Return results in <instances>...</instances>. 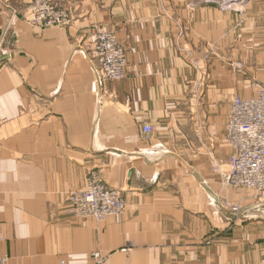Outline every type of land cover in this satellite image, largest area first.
<instances>
[{
	"label": "crops",
	"instance_id": "1",
	"mask_svg": "<svg viewBox=\"0 0 264 264\" xmlns=\"http://www.w3.org/2000/svg\"><path fill=\"white\" fill-rule=\"evenodd\" d=\"M32 1L0 0V256L264 264V200L222 182L232 101L263 78L260 12L218 0H54L71 24L42 27ZM102 29L126 50L122 80L101 79ZM91 170L121 190L122 214L70 212Z\"/></svg>",
	"mask_w": 264,
	"mask_h": 264
},
{
	"label": "built area",
	"instance_id": "2",
	"mask_svg": "<svg viewBox=\"0 0 264 264\" xmlns=\"http://www.w3.org/2000/svg\"><path fill=\"white\" fill-rule=\"evenodd\" d=\"M31 11L32 23L42 27L69 26L72 21L67 9L54 0H33ZM94 57L104 82L124 78L126 50L113 31L102 29L97 32ZM142 131L149 139L153 127L146 124ZM227 138L232 154L229 169L222 175L223 184L249 189L255 198L264 200V85H260L255 95L249 98L236 96L233 99ZM69 203L73 215L93 217L98 221L122 214L126 209L121 190L106 184L97 170L87 174L82 189L69 195ZM233 209L238 210V207ZM91 258V264H103L105 261L99 251L93 252ZM0 264H9V257L0 256ZM58 264L69 263L61 260Z\"/></svg>",
	"mask_w": 264,
	"mask_h": 264
},
{
	"label": "rangeland",
	"instance_id": "3",
	"mask_svg": "<svg viewBox=\"0 0 264 264\" xmlns=\"http://www.w3.org/2000/svg\"><path fill=\"white\" fill-rule=\"evenodd\" d=\"M217 3L224 9L237 10L244 13L247 11H257L260 12L258 20L264 25V0H218ZM261 76L263 78H257L260 85H264V68L261 71Z\"/></svg>",
	"mask_w": 264,
	"mask_h": 264
}]
</instances>
